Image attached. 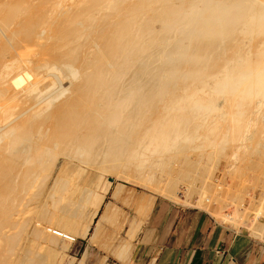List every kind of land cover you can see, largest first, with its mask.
Here are the masks:
<instances>
[{
  "label": "bare ground",
  "instance_id": "obj_1",
  "mask_svg": "<svg viewBox=\"0 0 264 264\" xmlns=\"http://www.w3.org/2000/svg\"><path fill=\"white\" fill-rule=\"evenodd\" d=\"M77 1L76 3H73L76 5L73 6L71 11L69 10L68 13H65V11V14L63 13L64 17L63 15L61 16L63 19L61 20L58 31L61 35L59 36V38H61L59 40H64L66 46L63 44L62 47H66L67 49L64 50L62 48V51L65 52H62L59 54V56H57V63L54 67L50 68H53V71H58L68 79L72 80V88L70 90H65L64 93L62 92V96L60 94V97L62 98L67 95L66 98H63L65 100L60 102L61 98L58 99L59 96L55 98V95L53 96L55 91L52 93L53 89L48 88L49 92L46 93V95L43 92V96H45L40 99V104L37 103L36 106H34V108L36 107L35 110H37L39 105L47 103L45 105V109L43 108L41 111L37 110L39 113H35L36 115L30 114V116L32 115L33 118H30L28 115V118H30V121L27 120L28 123L26 122V119L22 118L24 121L23 122L19 118L18 121L21 122L19 124L23 125L22 127L20 126L21 128H13L12 130L7 131L8 133L5 132L6 134L4 135L1 134L3 129L0 128V141L3 142V144L0 143L3 145L0 151V235L4 234L5 228L8 225L9 228L11 227L10 225L13 223L12 220V223L10 224L11 218L14 219V216L17 218L19 214H22V212L26 213L18 206L20 209L19 212L17 211L18 208L16 209L14 207V211L16 210L18 215L16 214L17 212L15 213L13 211L16 215L13 214L12 216L13 212L11 211L10 213L11 206L13 207L12 204H16L18 200H22V197L24 198L25 195H27V197L31 196L29 199H31L33 202L32 197L39 196V192H37L38 194L36 196H32L33 193H36V191L32 193L31 191L36 190L34 188L37 187V182L42 184L41 181L48 178H44L45 176L41 177L43 175V171L46 172L45 170H47L48 172V170H50L49 167H51L53 173V171H55L53 169L57 166L56 164L59 162L60 157L65 158L66 161H70L74 158H77L78 160L82 159V163H85L86 166H93L95 163H100L101 165V163L105 162L102 165L104 167L105 164H107L110 160H112V162H116L118 160V163L120 160L122 163L121 160L125 162V159L127 158L133 160V162L137 161L134 163L138 164L140 160L139 158H141L140 156L143 155L141 152L144 151L145 153H148L149 151L151 155L152 153L153 155L155 154L154 157L157 159L154 157H152V159L145 153V156H142V159L151 158L152 160H156V162L158 161V165L165 160V157H163V160L161 159L162 161L158 160V157L162 156V154H168L169 152L171 153L173 151L179 152L182 149L185 150L187 145L195 142L198 138V133L201 130H204L203 128L205 124V128H207L205 130L209 132L208 133L206 131L208 134L211 136L213 133L214 135H218L217 132L220 130H216V128H218L219 125L217 126V124L214 125L212 123V126H214L213 129H211V126L208 125L211 124V122L207 124L208 121L206 120L210 119L206 118V116H209L210 114L212 115V113L217 111L215 109V102L219 96H226L229 102L233 100V103L234 101L239 100L236 103L237 106H235L237 107V110L240 111L245 105V107H247V105L254 103L256 99L260 97L264 98V0ZM7 3H9V1H7ZM15 4L16 3L12 1L7 5H0L3 8L9 7L8 9H10V6H13L14 9L16 8ZM20 6H22V3ZM61 7L63 9V6ZM18 10L16 9L17 12ZM0 12L2 14V16L0 15V20L1 22L3 20L4 24L6 23L8 25V23H12L11 20L16 18L15 15H11L10 12V15L4 14V16L2 11ZM17 12L14 14L17 15ZM43 22L40 23V26ZM34 26L33 28L36 29L37 26ZM5 28L3 31H5ZM28 36H30V34ZM23 72L14 77L12 80L13 85L21 88L22 86L26 85L27 80L32 79L30 72L28 73L27 71L22 74ZM35 87L36 86L33 88ZM52 97L54 98L52 99ZM57 101H59L60 104L56 105L55 103ZM235 109L233 108V110ZM241 113L239 114H244V112L242 114ZM230 118L236 119L234 117ZM15 122H13L12 125H14ZM234 123L237 124L235 120H232L231 123H229V127H227L225 130L226 133L227 131L232 132L229 131L230 129L235 130L237 128H235ZM236 126H238V124ZM214 129L216 132H213L215 131ZM222 135L224 138H226V140L228 139L226 136H224L225 134ZM230 135L227 134V136ZM231 138L234 139L233 137ZM217 142L218 141H216V144ZM140 148L142 150L141 152H139ZM149 149L153 152L151 153ZM178 152L177 154L179 156ZM177 154H175L176 156L174 157H177ZM156 155H158V157H156ZM170 158L173 157L170 156ZM151 159L149 160L151 164L157 166L155 163H153L154 161H151ZM141 160L140 163L142 164L143 162H141ZM176 160L177 159H175V161ZM147 161L143 164L149 163V161ZM78 162L80 163V161ZM112 162L110 164H112ZM130 162L131 163L126 161L125 163L132 165L134 164L132 161ZM149 164H147V166ZM151 164L149 167H152ZM68 165L69 164L66 166ZM139 165L140 164L135 166L134 164L133 166H135V168L137 167L139 170ZM167 165L168 164H166V166ZM72 166H75V164ZM126 166L128 167V165ZM163 166L164 165L161 167ZM69 168L70 165L66 169L68 172ZM96 168H98V166ZM62 172L69 176H67L69 181H72L70 178L71 174L69 175L64 171H61V173ZM106 172L108 174V171ZM143 172L141 173L143 174ZM139 173L140 172H138V174ZM141 173L135 178L128 177L127 175L124 177L122 176V178L126 182L128 181L135 183L141 187L143 186L146 189L149 188V190L152 189L157 194L162 195L170 200L182 202V198H180L177 193L173 192L172 188L169 186L161 188L158 187V184H156L157 187L154 188V186H156L155 184L154 186H151L153 181L152 177H150V175L148 176L147 174L141 175ZM49 177L52 179L53 176L51 177V175H49ZM59 177V179L57 178L58 183L62 175H59ZM67 177H63L62 180H65V178L67 179ZM39 180L41 181L39 182ZM49 181L51 182V180ZM66 181L68 182V180H65V182ZM67 182L62 183V186L63 184H66L65 187H69L70 183L68 182L67 185ZM40 184L38 185L39 189L41 188ZM57 186L60 188L61 184L59 183ZM52 187L54 188L55 186ZM68 187H66V189ZM73 187L74 185L72 186V189ZM38 188L37 190H39ZM45 188L39 190L40 194L41 190H43L42 194H44L43 192ZM53 188H51L52 193L50 195L53 194L52 196H55L57 191L54 188L55 192H53ZM67 190L69 191V188ZM62 192L60 191L62 196L63 194L66 195L65 190L63 193ZM42 194L40 196H42ZM72 195L73 194L71 193V198L73 197ZM57 196H59V194H57L56 197ZM60 196L57 198L59 199ZM67 196L70 197L69 194ZM81 196L85 197V195ZM68 197L67 199L64 198L65 200H68V202L70 200L73 202L77 201ZM40 198L36 197V200L34 201H37V199ZM53 198L54 197L51 199L52 205L54 201ZM57 198H55V203H58V206H55L56 204L54 205L55 211L59 209V205L63 206V204H65H62V202L59 204V202H57ZM24 200L26 201L28 199L25 197ZM24 200L22 202H25ZM29 201L30 200H28L27 203ZM31 201L30 204L28 203V205H25H31ZM47 201L50 202V200ZM58 201H60V199ZM68 202L66 204V209L68 212L66 213H70L69 215H71V213H73L71 211H74L79 206V204L78 206L75 205L76 207H74L73 205L76 203L72 204L70 202L71 206L75 208L74 210H72L73 208H70V211L67 208L69 205ZM18 203L17 205H19ZM198 203V205L206 206L205 209L211 208V205H209V208V206L204 205L202 201ZM42 204L40 203V206ZM49 204L50 203L47 202L46 205L44 204V207L47 206L48 209ZM17 205L15 206L17 207ZM80 205V207H82V204ZM20 206H22V209L25 208V211L26 208L28 209V207L25 206L23 208V203L22 205L20 204ZM44 207H41L42 211ZM68 207H70V205ZM35 208L38 207H34L32 209L36 210ZM32 209L30 210L32 211ZM60 209L58 210V213H60ZM34 210L31 212V215L28 216L30 219L32 218V213L35 212ZM64 210L65 207L62 209L63 212L61 211L62 214L65 213ZM20 211L22 212L20 213ZM42 211H38L37 217L44 216H39V212L42 214L44 212L45 214L47 210L43 212ZM48 211L52 210L48 209ZM53 211L51 215L55 218L53 214L57 211L54 213ZM75 212L79 211H74V213ZM97 213L98 212L95 213L88 226L86 225L87 228L84 229L83 236H88L91 224ZM211 213L227 224L236 223L237 225L238 223L229 220L225 216H222L217 208H211ZM74 215L75 214H72V217L76 216ZM22 216H24V214H22ZM37 217L36 220L38 219ZM62 218L65 220L64 216H62ZM30 219L24 220L30 221ZM43 219L45 220V216ZM14 220L17 222V220L20 221V218ZM32 220L30 222H32ZM37 221L39 224V222L41 223L42 220L39 219ZM14 223L13 229L16 224ZM20 223V226L24 228L26 223L27 226H30V224L34 225L32 224L33 222L30 224L29 222H25V224H23L24 222L22 223L21 221ZM53 223L54 222L49 223V225ZM56 223L54 225H56ZM70 223H73V220ZM19 224L17 223L18 226ZM60 224L61 223H59V225ZM63 224L66 225V223ZM61 226L63 225L61 224ZM69 226L71 225L69 224ZM45 227L47 226L45 225L43 228L41 226L43 231ZM58 227L57 229H51L52 227H48L44 233H42L40 229L37 230L35 227V231H33L35 233L31 231V235L36 234L38 237L35 238L37 240L38 238H40V240L42 239V241L48 244V246L56 245L62 238L61 232H64V229L60 230ZM13 229L10 228V230ZM140 229L141 225H134L132 228V233L129 236L131 241L137 239ZM248 229L255 238L259 239L263 236V231L260 227L254 226L252 228L249 227ZM17 230L18 233H15L16 235L19 234V229L17 228ZM8 231L5 233H8ZM14 232L15 231H13V233ZM20 232V235L24 234L23 231ZM8 234L7 236H9ZM13 236L11 238H13ZM33 236L31 237L34 238ZM22 237L23 236H20V240H23ZM16 238L14 237V239ZM27 239L29 238L27 237ZM20 240L18 241L21 248L22 242H20ZM5 241L11 242V240H6V238ZM12 241L15 242V240ZM3 242L1 241L0 243L4 245L5 243L3 244ZM12 245L13 246L10 245V247H8L9 250L7 251L10 255L16 251V248L17 251L20 249L16 247L17 245L19 246V244L16 242ZM124 246H126V244ZM31 249L29 250L30 254L38 258V261H36L35 264H48L46 262L48 259L45 261L46 263H44L45 257L43 258V256H45V254L36 252L37 248H35L32 252ZM1 256L3 257V260L5 258H10H8L7 253L1 252L0 257ZM128 256L129 255L127 254V257ZM49 262H51L50 264H58L56 259Z\"/></svg>",
  "mask_w": 264,
  "mask_h": 264
},
{
  "label": "rangeland",
  "instance_id": "obj_2",
  "mask_svg": "<svg viewBox=\"0 0 264 264\" xmlns=\"http://www.w3.org/2000/svg\"><path fill=\"white\" fill-rule=\"evenodd\" d=\"M7 1H9V3H11L12 1L15 2L16 8L13 9V6H10V9H8L9 7L8 8L1 7V5L9 4V3H7ZM10 1L11 0H0V4H1L0 5V11H2L3 16H4V14L10 15L9 14V12H10L11 15H15V17H16L15 19H17V20L14 19L15 21L11 20L12 23H8V25L6 23L4 24L3 20H2V22L0 20V30H1L0 31V54H1L0 55V70H1L0 71V96H1L0 97V105H1L0 106V128L3 129V131L6 130L4 132L2 131L3 133L1 132V134H3V135L6 134L5 132L10 131L13 128H18V127L21 128L23 126L22 124H19V123H21L20 121H18L19 118L21 119V121H23V119H26V122H27V120H29L30 118H33V116L31 115L32 116L31 117L30 114L34 115L35 113H39V112H37V110L41 111V110H43V108L45 109V107H46L45 105L47 103L46 104L42 103L43 105H39V108H37V110H35L36 107L34 108V106H36L37 103L40 104V102H39L40 99H42L46 95V93L49 92L50 88L53 89V92L51 91L52 93H54V91H55V93L53 94V96L55 95V98L58 96H59L58 99L61 98L60 102L61 101L63 102L65 100L63 98H66V96H67V95L66 96L64 95L65 97L62 98V97H60V94L62 96L63 95L62 92L64 93L65 90H68V89L70 90L72 88V80L68 79L67 77H65L63 74H61L58 71H53L54 70L53 68L52 69H50V68L55 66V64L58 61L57 56H59V54L63 52L62 50L67 49L66 47L65 48L62 47L63 44H64V46H66L65 45L66 43L64 42V40L62 39L63 42H62V40H59V39H61V38H59V36H61V35L58 31L60 28L61 20L63 19L61 16L63 15V17H64L65 13H68L69 10L71 11L73 6L76 5V4L74 5L73 3L74 2L76 3L77 0H21V1L12 0L11 2ZM19 2L22 3V6H20L21 3H19ZM69 2H70V4H69ZM64 3H66V4H64ZM30 4H31V6H30ZM71 4H72V6H71ZM34 5H36V6H34ZM61 6H63V9ZM60 7H61V10H60ZM18 8H19V10H18ZM16 9L18 10V12L16 11ZM15 12H17V15L14 14ZM19 13H21V14H19ZM0 15L2 16L1 12H0ZM17 16H18V18H17ZM48 17H49V19H48ZM38 18L41 20H39ZM36 20L38 23L36 22ZM41 22H43V23L40 26ZM28 24L32 28L34 25H35L34 27H36V26L37 27H36V29L33 28L34 29L33 30ZM38 26H40V27H38ZM8 27L10 30L8 29ZM4 28H5V31H3ZM22 28H23V30H22ZM25 28H27V29H25ZM40 29H42V30H40ZM18 31H20V32H18ZM1 32H3L4 34ZM22 32L23 33L25 32V33L23 34ZM9 34H11V35H9ZM21 34H23V35H21ZM27 34L28 35L30 34V36H28ZM41 34H43L44 36ZM15 38H16V40H15ZM9 40H10V42H9ZM3 53H5V54H3ZM29 53H31V54H29ZM13 56H14V58H13ZM23 71L24 72L28 71V73L30 72L32 79L27 80L26 85L24 84L25 86H22L20 88V87L13 85L12 80L14 79V77L16 75H18L19 73L21 74V72H23ZM24 72L22 74H24ZM54 74H56V75H54ZM62 77H64V78H62ZM54 78H55V80H54ZM74 83H75V81H74ZM34 86H36V87L33 88ZM21 91H23V92H21ZM43 92L45 94L44 96H43ZM52 93H51V95H52ZM219 97L216 101L217 103L215 102V106H216L215 109L217 111L215 113H212V115L210 114L211 115V116L209 115L210 117L206 116V118H209L210 120L205 118L208 121L207 124L211 122V124H208L211 126V129H213L214 125H216V124H217V126L219 125L218 128H216V130H220L217 132L218 135H214V133H213L212 136L213 135L214 136L212 137L210 134H208L209 132L207 130H205V129H207V128H205L206 127L205 126L206 124H205L204 128H203L204 130H201L198 133V135H197L198 138L195 142L190 143L189 144L190 146L187 145V147H185V150L182 149L181 151L184 150L182 153H180L181 151H179V152L177 151L179 153V156H178L176 151H173L174 154H173V152H171V153L169 152L170 154L165 153L164 154L165 156L162 154V156H159L160 159H159L158 155H156V157H158V160H160V161H162L163 157H165L164 158L165 160L162 161L163 163L159 162L161 164V166L164 165L165 168H164V166L161 167L160 164L157 165L158 161L156 162V160H152L153 159L152 157L155 156V154L153 155L152 150L149 149L153 156L149 153V151H148L149 154L145 153L144 151L141 152L142 151L141 148L139 149V152H141L143 155H141L140 156L141 158H139V159L141 160L142 156H145V154H147L152 159L144 157L146 159V161L147 160L149 161L151 159V161L152 162L154 161L153 163H155L157 166H154V164L152 165L151 162L149 161V163L154 168L149 167L150 164L149 163L143 164L146 161H145V159H142L141 162H143L142 163L143 165L140 163V160H139L138 164H140L139 165L140 167H138L139 168V170H138L137 167L135 168V166L136 165L138 166V164L134 163L137 161L133 162V160H130L127 158L125 160L129 163H131L130 161H132L135 164V166H133L134 164L133 165L129 164V163L126 164L125 163L126 161L124 162L123 160H121L122 163L120 162V160H119V163H118V160L116 162H112V160H110V161L107 160V161H109L108 162L109 164L106 161L107 164H105L104 167L102 165L105 162L101 163V165H100V163H95L94 164L95 166L93 165L94 166L93 167V166H89L88 164H87L88 166H86L85 163H82V161H81L82 159L78 160L77 158H74L70 161L69 160L66 161L65 158L60 157L59 162L56 164L57 166L56 165H55L56 167L54 166L56 169L53 167L54 168L53 170H55V171H53V173H52L51 167H49L50 170H48V172H47V170H45L47 173L43 171V175L41 177L45 176L44 178H46V177H48V178L43 179V181H41L42 179L39 180V182L41 181L42 184L37 182V184H36L37 187L35 186L36 188H34L36 190L31 191V193L36 191V193H33L32 196H36L38 194L37 192H39L38 195L40 196L42 194L43 190H41V194H40L39 190L46 187L47 191L45 188V190L43 192L44 194H42L43 197L40 196L41 197L40 198L39 196H36V197L43 199V200L37 199V201H39V202H37V201H34V200H36V197H32V200H33V202H32L31 199H29V198H31V196L27 197V195H25L24 198L22 197V200H18V202L21 201L19 203L17 202L19 205H17V203L12 204L13 207L11 206L10 213H11V211L12 212L14 211V207L17 209L19 206L22 211L26 212V213H23L22 211H20V213L22 212V214H24L25 218H24V216H22V214L18 215V212L20 210L19 208L17 209L18 212L16 210L14 211L15 213L17 212L16 214L18 215L17 218H15L16 216H14V219L17 220L20 218V221L17 220V222H15V220L13 218H11L10 224L12 223V220H13V223L14 222L16 223V224L14 223L15 224L14 229L17 230V228H18L19 234H17L18 236L15 234V233H18V230L16 231L13 229V223L10 225L11 226L10 228L13 230H10L9 225L5 228V232L10 230L11 232L8 231V233L10 232L11 234L5 233L3 230L4 234H6V235H4V234L0 235L4 238V240H3V238L0 237V239H1L0 242L4 241L3 244L4 243L5 244L2 245L0 243V245H1L0 246V254L2 252V253H7V256L10 255L9 252H7L9 250L8 247H10V245L13 246L12 244L16 242L17 244H19V246L17 245L16 247L20 248V243L18 241L21 239L20 236H23L22 237L23 240H20V242H22L21 248L18 249V251L16 248L17 252L15 251L14 252L15 254L14 253L12 254L13 256L12 255L8 256V258L10 257L9 259L5 258L3 260V257L2 256L0 257V264H6V263L7 264H35L36 261H38V258H36L34 255L30 254L29 250L31 248H33V249H31V252L34 251L35 248H37L36 252H40V253L45 254V256H43V258L44 257L46 258V256H47L46 259L44 258V263L47 262L48 264H50L51 262H49V261L56 259V262L58 264H64L69 256H74V254H77L79 252L78 248L82 244H89V243L93 247H95V249H97L98 251H101V254L103 252H105L106 256H111V253H108L107 251L102 249V246L107 247L109 249H111V248L114 249L116 247H123L125 244H129V243L134 245L136 240L130 241V237H129L130 233H132V228L134 227V225L137 224L136 222H138V225L143 226L144 222L146 221V219L148 217V211L149 210L148 211L145 210V209H147L148 204H150V206H153L154 203L156 201H159V200L160 201L164 200L166 202L174 203V204L180 205L182 207L204 209V210H207L210 212H211V208H217L222 216H225L226 218H228L229 220H232L234 222H238L237 225H236V223L235 224H228V225H230V226H232L238 230H243V231L247 232L253 239L264 243V230H263L264 229V98L260 97V98L256 99L254 101V103H252L251 105H247V107H245L246 106L245 105L244 108L241 109V111H240V110H237V107H236L237 106L236 103L239 100L235 99L236 101H234V103H233V100L231 102H229V100H228V98H226V96L222 95ZM53 98L54 97H52V99ZM60 102L57 101L55 104L58 105V104H60ZM231 103H233V104H231ZM259 107H260V109H259ZM233 108L234 109L236 108V109L233 110ZM242 111L244 112V114H242L243 113ZM261 111H263V112H261ZM238 112L239 113L242 112L241 113L242 115H240ZM236 113H237V115L239 114L238 115L239 117L236 115ZM28 115L30 116V118H28ZM21 116H24V117H21ZM235 116H237V117H235ZM230 117H234L236 119H232ZM232 120H235V122L238 124L239 128H238V126H236L237 124L234 123L235 128L236 127L237 128L235 130H231V129L229 130V131H232L233 134H232V132H228V131L226 133L225 130L227 127H229V125H230L229 123H231ZM236 120H238V121H236ZM15 121L16 122L18 121L17 123L19 125ZM13 122H15L16 124L14 123V125H12ZM212 123L214 124L213 126H212ZM9 125H10V127H9ZM216 130L213 132H216ZM202 131H203V133H202ZM204 131H205V133H204ZM222 134H225L224 136H226L228 138L227 139L228 141L226 140V138L223 137ZM227 134L230 136H227ZM231 137H233L234 139H232ZM203 139H205V140H203ZM222 140H223V142H222ZM216 141H218L217 144H216ZM225 141H227V142H225ZM198 142H199V144H198ZM213 142H215V143H213ZM0 143L3 144V142H1V141H0ZM1 144H0V151L2 149L1 147H3V145H1ZM175 154H177L178 158L174 157V156H176ZM147 155H146V157H147ZM169 155L172 156L173 158H170ZM155 159H157V158H155ZM175 159H177V160L175 161ZM76 160L80 161V163ZM111 162H112V164H110ZM183 163H184V165H183ZM67 164L70 165L69 172L66 170L69 167V165L66 166ZM74 164H75V166H72ZM125 164L128 165V167ZM147 164H149V165L147 166ZM166 164H168L169 166L171 165V166L170 167L168 165L166 166ZM117 165H119L120 167L122 166V167L120 168ZM97 166H98V168H96ZM125 167H127V168H125ZM141 167H142V170H141ZM116 168H118V169H116ZM167 168H169V169H167ZM99 169H101V170H99ZM60 170L68 173L69 175L71 174L70 178L72 181H69V179H68L69 176L63 172L61 173ZM115 170L118 171L119 173L116 172ZM106 171H108V174ZM109 171H110V173H109ZM138 172H140V173L143 172V174L141 173V175L147 174L148 176L150 175V177H152L153 181H152L151 186H154V184L155 185L158 184V187H161V188H164L166 186H169L170 188H172L173 192L177 193L179 195V197L182 198L181 199L182 202L170 200V199H168L162 195L157 194L151 188H150L151 190H149V188L146 189L143 186L141 187L140 185H137L135 183H131L128 181L126 182L122 178V176L124 177L125 175H127L128 177L135 178L140 174V173L138 174ZM45 173H46V175H45ZM48 174L51 175V177L53 176L52 179L49 177ZM58 174L62 175L61 179L59 180V183L61 184V187L60 186L59 187L61 189L58 188V186H57V185H59L57 180L60 178ZM63 175H65V176H63ZM120 175H121V177H120ZM63 177H67V179L65 178V180H68V182L70 183L69 187L66 186L69 188V191L67 190L68 188L66 189V187H65L66 184H63V186H62V183L67 182V181L65 182V180H62ZM110 179H113V182H111ZM49 180H51V182ZM55 181H57V182H55ZM60 181H62V182H60ZM68 182H67V185H68ZM46 183H47L48 187L46 186ZM39 184L41 185L40 189L38 188ZM42 185H44V186H42ZM73 185H74V187L72 189ZM52 186H55L54 188L57 191V193H55L56 195L59 194V196H60L61 195L60 191L61 192H62V190H63V192H64V190L66 191V193H65L66 195L63 194V196L62 195L60 196V198H59L60 201H58L59 199L57 198L59 196L56 197V195L55 196H52L53 194L50 195L52 193L51 192V188H53ZM155 187H157V185L154 186V188ZM37 188L39 190H37ZM54 188H53V192H55ZM56 188L59 189L60 191L57 190ZM70 188H71V190H70ZM84 190H86V191H84ZM45 191H46V193H45ZM70 191L73 194L72 198H71ZM48 192H50V193H48ZM67 193L70 195V197L67 196L68 195ZM81 195H85L86 198L84 196H81ZM64 196L65 197L67 196L68 198H70L72 200H77V201L73 202L70 200L68 202V200H65V199H67V197L65 198ZM25 197L32 202L31 205H29V206L25 205V204L28 205V203L30 204V201L27 203L28 200H26V201L24 200ZM52 197H54L53 198L54 199L53 205H52V200H51ZM48 198H50V199H48ZM55 198L58 199L57 202H59V204H60V202H62V204L65 203V204H63V206L59 205L58 208L59 209L61 208L60 213H58L59 212L58 208H57L58 210H56L57 212L55 211V206H58L57 205L58 203H55L56 202ZM116 199L117 200L123 199L124 201L121 203V206L118 207L120 209L115 207L114 213L109 214V212L107 211L109 209L107 207L111 203H114L116 201ZM23 200L25 202H22ZM47 200H50V202ZM61 200H63V201L65 200V201L63 202ZM41 201L43 202V204ZM44 201L46 203L47 202L50 203L49 207H48L49 210H52V211L54 210L53 213L56 212L53 214L55 216V218L51 215L52 211H48L47 206L44 207V204L46 205V203ZM200 201H202V203L204 205H207V206L211 205V208L209 206L210 209H207V208L205 209L206 206L198 205L199 204L198 202H200ZM67 202L70 205V207H68L69 205L67 206V208L70 211H71L70 208H73L72 210H74L75 209L74 207L78 206V204H79V206L77 207L78 210H77V208L74 210V211H79V212L74 213V211H71V212H73V213H71V215H69L70 213H66V212H68V210L66 209ZM70 202L72 204L76 203L73 205L74 207L71 206ZM215 202H216V204H215ZM22 203H23V208H24V206L28 207V209L26 208V211H25V208L22 209V206H20V204L22 205ZM40 203L42 204L41 206H40ZM80 204H82V207H80L81 206ZM15 205H17V207ZM42 206L44 207V209L47 210L46 211L43 209V211H46V213H45L46 215L42 211V208H41ZM34 207H38V208L40 207L41 209L35 208L37 210L36 211V210L32 209ZM53 207H54V209H53ZM62 207L63 208L65 207L64 211L66 214L65 213L62 214V212H63ZM12 208H13V210H12ZM30 209H32V211ZM81 209H83V210H81ZM33 210L36 213L35 212L32 213L33 215L31 216L32 218L30 219L28 216L31 215V212H33ZM38 211L43 212V214L41 212H39V216L44 215L45 220L43 219L44 216H42L43 218L37 217ZM14 212L12 213V216H13ZM27 212H28V214H27ZM96 212H98V213L96 214V217L91 224V228H90V231L88 233V236H83L84 229L87 228L89 222L93 219V216L95 215ZM16 214H14V215H16ZM49 214H50V216H49ZM72 214H75L76 216L75 215L74 216L76 218L72 217ZM82 214H83V216H82ZM47 215L49 216V219H48ZM26 216H27V218H26ZM46 216H47V218H46ZM62 216H64L65 220L62 218ZM36 217L38 218L37 220H39V219L42 220L41 223L39 222V224H38ZM21 219H23V220L24 219H26V220L30 219V221L32 219H34V220H32V222H33L32 223L30 221H25V220L23 221ZM43 220L47 221V222H44ZM50 220H51V222H50ZM52 220H54V221H52ZM72 220H73V223H70V222H72ZM219 220L222 221L221 219H219ZM21 221H22V223L24 222L23 224H25V222H29V224L32 223L34 225L30 224V226H33V227H30L29 225L27 226V223H26L25 228L27 229V227H28V229L26 230L24 227L20 226ZM52 222H54V223L50 224V225H52V226H50L49 223H52ZM58 222L61 223L63 226H61V224L59 225ZM17 223L18 224L20 223L19 224L20 227L17 225ZM42 223H43V225H42ZM55 223H56V225H54ZM63 223H66L67 226ZM222 223L227 224L226 222H223V221H222ZM69 224L72 227L69 226ZM45 225L47 227H45L44 231H43L42 228ZM22 226H24V225H22ZM41 226H42V228H41ZM254 226L260 227L263 231V236L259 239L253 237L251 231L248 229L249 227L252 228ZM15 227H17V228H15ZM35 227L37 230L40 229L42 231V233L46 232L45 230L48 227L49 228L52 227L51 229H57V227H58V229H60V230L64 229L63 230L64 232H61L62 238L60 239V241L56 245L48 246V244L44 243V241H42V239L40 240V238H38V240H37L35 238V237H38V236H36V234H33L34 236L31 235L32 232L35 231ZM65 228H67L68 231ZM24 230H26V231H24ZM13 231H15V232L13 233ZM20 231H23V233L25 235L24 234L20 235V233H21ZM33 233H35V232H33ZM7 234L9 236H7ZM13 234H14V236H13ZM15 235L17 236V238ZM12 236H13V238H11ZM31 236H33L34 238H32ZM14 237L16 239H14ZM27 237L29 239H27ZM5 238H6V240H11V242L9 241L10 244L8 241H5ZM9 238H11V239H9ZM69 239H70V241H69ZM12 240H15V242ZM36 241H38V242H36ZM40 241H42V242H40ZM27 243H29V244H27ZM27 245H28V248H27ZM36 246H38V247H36ZM26 248H27L28 252L26 251ZM39 248H41V249H39ZM99 249H102V250H99ZM47 251H48V253H47ZM51 253L55 254V255H52ZM48 256L49 257L52 256V257L49 258ZM11 257H12V259H11ZM10 259H11V262H10ZM60 261H62V262H60Z\"/></svg>",
  "mask_w": 264,
  "mask_h": 264
},
{
  "label": "crops",
  "instance_id": "obj_3",
  "mask_svg": "<svg viewBox=\"0 0 264 264\" xmlns=\"http://www.w3.org/2000/svg\"><path fill=\"white\" fill-rule=\"evenodd\" d=\"M123 201L108 205L109 214ZM145 210L148 217L133 246H102L111 253L106 256L90 243L82 244L64 264H264V243L207 210L164 200L148 204Z\"/></svg>",
  "mask_w": 264,
  "mask_h": 264
},
{
  "label": "water",
  "instance_id": "obj_4",
  "mask_svg": "<svg viewBox=\"0 0 264 264\" xmlns=\"http://www.w3.org/2000/svg\"><path fill=\"white\" fill-rule=\"evenodd\" d=\"M111 182H113V179H110Z\"/></svg>",
  "mask_w": 264,
  "mask_h": 264
}]
</instances>
